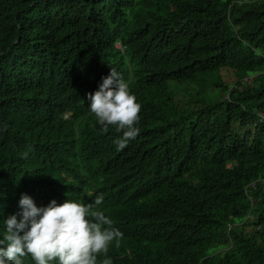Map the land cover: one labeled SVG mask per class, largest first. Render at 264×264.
Returning <instances> with one entry per match:
<instances>
[{
    "label": "trees",
    "instance_id": "trees-1",
    "mask_svg": "<svg viewBox=\"0 0 264 264\" xmlns=\"http://www.w3.org/2000/svg\"><path fill=\"white\" fill-rule=\"evenodd\" d=\"M111 68L141 106L119 151L87 106ZM263 176L264 0H0L5 216L102 194L113 264H264Z\"/></svg>",
    "mask_w": 264,
    "mask_h": 264
},
{
    "label": "clouds",
    "instance_id": "clouds-1",
    "mask_svg": "<svg viewBox=\"0 0 264 264\" xmlns=\"http://www.w3.org/2000/svg\"><path fill=\"white\" fill-rule=\"evenodd\" d=\"M87 102L103 130L111 126L121 133L113 142L116 150H122L139 134L141 106L130 82L115 69L102 78L94 93H88ZM260 183L264 184V176L250 185ZM103 202V195L97 194L88 203L52 199L38 206L32 196L22 194L18 211L7 216L0 211V264H113L109 249L119 247L124 234L105 214ZM252 221L250 209L240 224L247 222L244 228L251 233L259 229ZM232 226L229 224L228 231Z\"/></svg>",
    "mask_w": 264,
    "mask_h": 264
},
{
    "label": "rangeland",
    "instance_id": "rangeland-1",
    "mask_svg": "<svg viewBox=\"0 0 264 264\" xmlns=\"http://www.w3.org/2000/svg\"><path fill=\"white\" fill-rule=\"evenodd\" d=\"M243 1H250V0H243ZM119 46H120V44H119ZM221 75H222V81L225 84H232L236 81V75H235L234 71H232L230 69L223 70ZM199 88H200V86L195 84V85H192L191 90L196 91ZM203 88L206 89V92L209 94L208 95L209 98L217 99V98L221 97V95H222V92L220 90H216L214 87L205 85ZM248 228L249 227H247V230H248Z\"/></svg>",
    "mask_w": 264,
    "mask_h": 264
},
{
    "label": "bare ground",
    "instance_id": "bare-ground-1",
    "mask_svg": "<svg viewBox=\"0 0 264 264\" xmlns=\"http://www.w3.org/2000/svg\"><path fill=\"white\" fill-rule=\"evenodd\" d=\"M158 124V123H157ZM173 132V131H172ZM174 135V134H173ZM156 138V137H155ZM201 164V163H200Z\"/></svg>",
    "mask_w": 264,
    "mask_h": 264
}]
</instances>
